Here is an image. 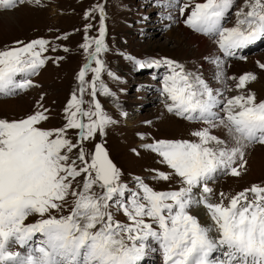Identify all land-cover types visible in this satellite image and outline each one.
<instances>
[{
	"label": "snow or ice",
	"instance_id": "snow-or-ice-1",
	"mask_svg": "<svg viewBox=\"0 0 264 264\" xmlns=\"http://www.w3.org/2000/svg\"><path fill=\"white\" fill-rule=\"evenodd\" d=\"M26 2L39 0H0V10ZM233 9L236 20L228 27ZM92 11L100 13L99 38L85 37L81 46L88 63L78 73L79 96L74 92L64 109V126L40 127L47 109L19 120L0 119V264H144L149 253H159L162 264H264V186L252 185L230 199L220 192L218 202L209 186L219 175L239 176L246 149L264 145V100L247 90L256 76L228 77L216 57L211 62L216 78L225 82L222 90L176 61H135L139 68L165 67L159 91L167 111L202 127L191 131L195 139L146 146L171 170H154L153 179H176L179 187L158 191L136 177L133 190L121 182L122 173L102 144L93 152L84 147L115 123L96 99L97 93H112L101 80L106 65L99 57L107 51L104 7ZM179 12L187 14L186 26L211 38L224 57L244 59L238 55L243 49L264 40V0H244L238 8L237 0H187ZM49 43L17 41L18 46L0 50V94L34 86L30 78L45 65L42 54ZM233 90L238 94L225 95ZM86 92L93 98L87 109ZM218 128L227 139L213 134ZM73 129L78 130L75 142L68 136ZM201 206L211 223L192 214ZM29 218L34 221L27 223Z\"/></svg>",
	"mask_w": 264,
	"mask_h": 264
},
{
	"label": "rangeland",
	"instance_id": "rangeland-1",
	"mask_svg": "<svg viewBox=\"0 0 264 264\" xmlns=\"http://www.w3.org/2000/svg\"><path fill=\"white\" fill-rule=\"evenodd\" d=\"M184 2L187 0H178L176 3L173 0H39L38 3L26 2L18 5L14 10H5L10 12L0 13V24H3V21L11 16L10 26L0 27V50L18 46L16 45L17 41L28 43L42 38L50 42L47 46L49 50L42 54V58H46L45 65L39 69L37 75L30 78L34 86L30 87L26 93L23 91L13 95L0 94V119L19 120L47 109L45 115L48 116V119L42 122L40 127L57 129L64 126L66 123L64 109L74 92L79 96L78 73L88 63L87 53L81 46L85 43V37L90 40L99 38L100 13L92 11V9L102 5L105 11L107 51L99 57L106 65V71L101 73V80L112 95L97 93L96 99L101 104L103 111L115 123L106 127L104 135L97 134L94 139L85 141L84 147L86 151L92 152L96 141H100L107 150L110 159L121 171V182L133 190L136 187V177L144 179L158 191L179 187L176 179L172 182L153 179L154 170L163 172L171 170L160 163L161 158L148 150L146 146L159 140L195 139L190 133L202 125L184 120L166 110V98L161 96L159 91V86H162L160 80L166 73L165 67L156 68L158 75H155L152 68H139L135 61L167 58L184 65L186 70L189 69L188 71L202 73L204 79L214 88H217L219 84L222 90L225 89V82L221 83L216 78L218 70L215 68L216 64L211 62L214 57L204 59L203 56L196 66L194 64L190 68L192 65L190 59L179 58L171 53L178 39L173 31H177V28L181 27V30L194 37L199 34L200 36L197 38L200 40L211 41L214 52L212 50L210 53L213 52L220 58L222 56L220 50H216V43L211 38L183 25L177 10ZM201 2L204 0H193V3ZM243 3L244 0H237V8ZM161 5L170 6L161 7ZM235 10L233 9V13L229 15L226 25L232 20H236ZM86 13H90L87 19L85 18ZM169 15L172 16V20L167 19ZM88 25L91 27L86 31ZM177 33L183 38L181 32ZM197 45L198 43H194L190 47L191 53L197 48ZM94 47L93 44L89 51L94 50ZM53 48L56 51H52ZM65 48L69 51H63ZM257 57L248 58L251 64L247 65L243 72L238 74L232 67L231 73L242 75L249 72L254 74L256 79L259 76V79L264 77V69L258 66V62L262 61L261 64H264V53ZM227 61H230V58L223 62L227 63ZM200 65L201 72L198 71ZM95 66L93 63L92 67ZM133 67L138 72H134ZM227 67V65L223 66L224 73L225 70L228 71ZM108 71L112 72L115 78L110 77ZM136 75L140 77H135ZM225 75L227 76V74ZM92 76L93 73L89 72L86 80L90 81ZM256 79L248 85L255 84L258 80ZM234 83L232 80L226 81V84L232 88H234ZM247 90L255 93L258 101L264 99V89L262 90L261 86ZM88 92H90V88ZM88 92L83 97L86 102L83 105L85 109L89 106L88 102L93 99ZM236 94L238 93L235 90L225 91L226 96ZM122 101H127L122 105L123 110L132 107L127 112L126 122L117 107V102ZM85 122H87V118H85ZM216 130H213V134L218 135ZM222 133L226 137V131L224 130ZM68 136L75 142L78 139V130H70ZM224 137L221 138L224 139ZM251 147L254 149L260 146L251 145ZM248 162L247 157V164L243 169H240L239 176L222 174L214 183H210L209 186L217 194L216 199H219L220 192L225 193L230 199L252 185H264V165L260 170H253V168H249ZM227 176L231 178L223 181ZM96 190L99 191V189ZM225 202L228 201L225 200ZM113 211L115 212V209ZM116 218L127 222L122 213H117ZM33 221L34 218H29L26 222Z\"/></svg>",
	"mask_w": 264,
	"mask_h": 264
},
{
	"label": "bare ground",
	"instance_id": "bare-ground-1",
	"mask_svg": "<svg viewBox=\"0 0 264 264\" xmlns=\"http://www.w3.org/2000/svg\"><path fill=\"white\" fill-rule=\"evenodd\" d=\"M202 1V0H200ZM14 10V9H13ZM7 12H10V11H1L0 13H7ZM10 20H11V16L9 17V19L3 21L4 23L3 24H0V27L1 26H5V27H9L10 26ZM235 23L234 20L231 21V23L229 22L226 26L228 27H231L233 26V24ZM179 27V26H178ZM181 28V27H180ZM180 28H177V31H173L176 35V37L178 38L177 41H176V45L174 48H172V55H176V57H179V58H187V59H190L189 61L192 62V65L190 66V68L195 64V66L197 65L199 59L201 57L204 56V59H208V58H213V55H214V46L212 45V42L211 41H207V40H200V38H197V36H200L199 34H196L197 36L194 37L192 35H190L188 32H185L183 30H181ZM185 28V27H184ZM187 29V28H185ZM188 30V29H187ZM189 31V30H188ZM177 32H181V34L183 35V38H181L179 36V33ZM194 34V35H195ZM202 39V38H201ZM194 43H198L197 45V48H195L194 51H192L193 53L190 52V47L193 46ZM213 50L212 54L210 53L211 51ZM264 53V47L262 48V50L260 52H251L250 54H244L243 57H245L244 59H239V60H230V61H227L226 62H223V66L225 67L226 65L228 66V71L225 70V74H227V76H233L235 74H232L231 73V68H233V70L236 72V73H241L243 72V70H245V67L247 65H250L251 62L248 58H256L257 56L261 55ZM240 56V53L238 54ZM192 58V59H191ZM258 58V57H257ZM203 59V60H204ZM261 59V58H260ZM151 60V59H149ZM148 61V60H147ZM238 61V62H237ZM240 61V62H239ZM260 61V60H259ZM203 62V61H202ZM262 62V61H261ZM260 62V63H261ZM202 64V63H201ZM199 65V64H198ZM215 68H217L215 66ZM166 69V68H165ZM249 69V68H247ZM132 70L134 72H138L136 71V69H134V67L132 68ZM189 70V69H188ZM218 70V69H217ZM198 71L201 72V65L200 67L198 68ZM250 71V70H249ZM245 72V71H244ZM246 73V72H245ZM249 73V72H248ZM136 74V73H135ZM155 74L158 75L155 71ZM263 74V73H262ZM241 75V74H240ZM240 75H235L234 77H239ZM135 77H140L139 75H136ZM142 77V76H141ZM260 77V76H259ZM259 77L256 79V83L255 84H252V85H248L247 86V89L251 90L253 88H258L261 86V89L263 90L264 89V77L260 78ZM206 80V79H205ZM219 80V79H217ZM221 83H224L222 82L221 80H219ZM147 84V83H146ZM146 87V86H145ZM218 89H222L219 84H218ZM30 90V87L25 90V93ZM127 101H122V102H117V107L120 109L121 111V116L123 117V119H125V122H126V119H127V112H129L132 107H128V110H123L122 108V105L123 103H126ZM168 103H171V101H168ZM125 108V107H124ZM166 115V114H165ZM169 116V115H167ZM169 117H172V116H169ZM174 118V117H172ZM175 119V118H174ZM179 122H182V120H177ZM185 122V121H183ZM182 122V123H183ZM186 123V122H185ZM217 133L220 137H224V134L222 133V131H224L222 128H218L217 130ZM216 135V134H215ZM227 135L226 137H224V139H227ZM223 139V138H222ZM252 146H260V147H256V148H252L251 145L246 149V153H245V160L247 161V157L249 159V162H248V166L249 168H253V170H260L261 167H263L262 165H264V145H259V144H253ZM250 149H253L252 151ZM247 155V156H246ZM228 178H231V177H225L223 179L226 180ZM213 202H218V199H216V197H214L213 199ZM226 203V202H225ZM192 214L193 215H196L200 218L201 222L204 223V224H209L211 223L208 215L206 214V210L201 206V207H195L192 209Z\"/></svg>",
	"mask_w": 264,
	"mask_h": 264
},
{
	"label": "water",
	"instance_id": "water-1",
	"mask_svg": "<svg viewBox=\"0 0 264 264\" xmlns=\"http://www.w3.org/2000/svg\"><path fill=\"white\" fill-rule=\"evenodd\" d=\"M97 144H101L100 141H96V143H95L94 146H93L92 152L94 151L95 146H96ZM103 147H104V146H103Z\"/></svg>",
	"mask_w": 264,
	"mask_h": 264
}]
</instances>
